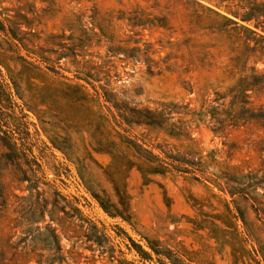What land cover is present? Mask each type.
I'll list each match as a JSON object with an SVG mask.
<instances>
[{
    "label": "trees",
    "instance_id": "obj_1",
    "mask_svg": "<svg viewBox=\"0 0 264 264\" xmlns=\"http://www.w3.org/2000/svg\"><path fill=\"white\" fill-rule=\"evenodd\" d=\"M214 1L212 7L203 0H0V35L15 50L22 48L32 55L27 54L28 58L18 55L17 58L20 73L41 82L30 84L31 91L26 99V106L39 122H42L43 114L70 119L71 112L76 111L85 118L72 124L88 129L94 152L109 156L103 174L111 184L112 193L95 192L84 182L108 216L120 218L132 226L130 195L126 190V179L131 169L138 171L143 183L167 173L186 174L190 179L202 182L210 191V197L222 202V209L218 210L210 202L205 204L191 195V206L197 210L196 217L188 218L192 228L207 230L208 237L219 246L229 245L235 261L245 256L251 257L254 262L260 261L245 248L246 243L254 241L258 249L252 247L251 251L255 256L259 255L264 264V240L247 223L244 211L237 203V198L245 201L255 220L260 222L261 227L256 228L264 229V160L256 168L226 163L218 160L213 150L202 154L191 135L192 128L200 124L214 133L225 132L230 127L249 126L264 134V105L251 100L252 94H264V35L247 25L251 20L257 21L264 16V0L239 3H234V0ZM199 9L211 12L220 20L214 28L225 36L234 51L225 72L236 78L223 90H214L211 97L199 96L196 106L172 100L158 102V106L153 108L138 106L119 98L113 88L104 86L101 87V94L95 91L91 95L79 82L49 78L40 65L50 60L37 50L57 54V62L62 58L69 59L75 68V78L86 83H89L88 80L99 81L94 78V69L105 68L110 72L113 67L110 57L120 61L144 62L149 73H153L154 69L156 74L176 72L173 52L155 60L152 57L156 52L153 44L143 39L141 31L155 28L172 34L176 32L172 20H176L180 22L181 33L185 34L183 24L186 20L190 21V17L195 16L201 21L203 16L198 13ZM170 37L165 41L166 45L176 46L178 42L170 40ZM189 40L190 37H185L183 42ZM40 41L44 44L40 45ZM35 46L37 50L33 49ZM95 48L105 49L103 56H95L98 60L92 58L91 50ZM31 57L38 58L39 62ZM5 68L8 70L7 66ZM45 68L49 69L48 66ZM0 87V131L10 135L19 133L15 125L8 124L10 117L5 111V102H8L9 94L2 84ZM184 89L194 92L192 88ZM104 103L108 104L110 119L101 111ZM11 125L14 128H10ZM65 125L69 126L68 123ZM124 126L130 129L144 127L162 135L166 146L158 147L156 151L129 135ZM47 138L54 148L68 157L69 135L63 137V144H58L56 133L52 136L48 134ZM167 140L174 143L170 144ZM261 141L264 143V137ZM82 148L83 156L76 161L80 163V178L87 181L83 158L90 157V151L85 144ZM214 188L220 193H227L230 200L219 197ZM166 204L169 205L168 200ZM205 205L211 211L204 210L202 207ZM141 237L143 244L129 237L141 260H151L153 254L161 258H157L160 264H213L207 259L194 260L193 252L187 249L169 248L159 240ZM66 252L70 256L75 253L73 248ZM0 264H31V259L27 251H14L10 256L2 255ZM117 264L137 263L120 258Z\"/></svg>",
    "mask_w": 264,
    "mask_h": 264
},
{
    "label": "rangeland",
    "instance_id": "obj_2",
    "mask_svg": "<svg viewBox=\"0 0 264 264\" xmlns=\"http://www.w3.org/2000/svg\"><path fill=\"white\" fill-rule=\"evenodd\" d=\"M240 1L254 0L233 2ZM203 2L212 7L215 4L214 0ZM198 13H202L201 21L192 16L183 24L185 34L181 33L180 22L176 20H172L176 29L172 34L155 28L141 31L143 39L153 44L156 52L152 57L155 60L173 52L176 72L156 74L154 69L153 73H149L144 62L120 61L110 57L113 66L110 72L105 68L94 69V78L99 81L88 80L89 83H86L75 78V68L69 59L62 58L57 62V54L41 52L36 46L33 49L50 60L40 63L49 78L79 82L91 95L95 91L101 94V87L104 86L113 88L119 98L138 106L153 108L158 106V102L172 100L178 104L189 103L193 107L199 96L211 97L214 90H223L236 78L225 72L234 51L225 36L214 28L220 20L206 10L199 9ZM247 25L264 35V16L257 21L251 20ZM169 36H172L170 40L178 42L176 46L166 45ZM185 37H190L189 42H183ZM39 44L44 43L40 41ZM104 53V48L91 50L94 60H98L96 55L103 56ZM27 54L22 48L15 50L0 35V86L2 84L9 94L5 111L10 117L8 124L15 125L19 130V133L11 135L0 131V257L10 256L14 251H27L31 264H117L120 258L137 264H160L157 259L160 257L152 254L151 260H141L132 248L129 237L143 244L141 236H145L159 240L169 248L192 251L194 260L207 259L213 264H263L260 256L251 251L252 247L258 249L256 242L249 241L245 248L250 250L251 256L260 260L258 263L249 256L235 261L229 245L219 246L208 237L207 230L192 228L188 218L196 217L197 210L191 206V195L205 204L210 202L218 210L222 209V202L210 197V191L202 182L192 180L186 174L167 173L143 183L138 171L131 169L126 179V190L130 195L132 226L120 218L108 216L85 184L95 192L112 193L111 184L103 174L110 158L91 149L88 129L72 124L74 121L81 122L85 118L82 114L73 111L70 119L43 114L40 123L29 110L26 99L31 91L30 84L41 82L20 73L17 56L27 57ZM35 59L39 62L38 58ZM185 87L192 88L194 92L186 91ZM251 100L264 105V94H252ZM104 104L101 111L109 117L108 104ZM67 123L69 126L65 125ZM124 129L156 151L158 147L166 146L162 135L144 127L130 129L124 126ZM53 133L59 136L58 144H63V137L69 135L68 157L49 142L47 135L52 136ZM191 135L202 154L213 150L215 157L226 163L256 168L264 160V143L261 141L264 134L253 127H230L225 132L214 133L200 124L192 128ZM167 142L174 143L173 140ZM84 144L90 151V157L83 158L87 181L80 178V163L76 161L83 156ZM213 190L219 197L230 200L227 193ZM237 203L244 211L247 223L264 240V229L260 228V222L255 220L248 204L240 198H237ZM202 208L211 211L208 205ZM72 248L75 253L70 256L66 251Z\"/></svg>",
    "mask_w": 264,
    "mask_h": 264
}]
</instances>
